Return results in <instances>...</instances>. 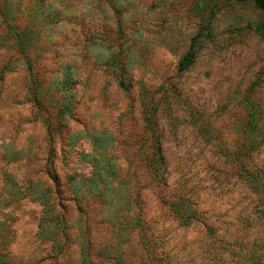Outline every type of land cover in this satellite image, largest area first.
Instances as JSON below:
<instances>
[{"label": "rangeland", "instance_id": "1", "mask_svg": "<svg viewBox=\"0 0 264 264\" xmlns=\"http://www.w3.org/2000/svg\"><path fill=\"white\" fill-rule=\"evenodd\" d=\"M263 34L252 2L0 0V264H264Z\"/></svg>", "mask_w": 264, "mask_h": 264}, {"label": "trees", "instance_id": "2", "mask_svg": "<svg viewBox=\"0 0 264 264\" xmlns=\"http://www.w3.org/2000/svg\"><path fill=\"white\" fill-rule=\"evenodd\" d=\"M237 2H252L263 14H264V0H235ZM262 39L264 40V34L262 35ZM195 56V52L192 48L189 49V51L186 53L184 58L181 60L180 65H179V70L183 71L187 69L189 66H191L193 59ZM158 144L153 143L151 149H153V155L152 158L149 161V171L150 174L153 178V180L157 183L159 187L164 188V183H165V177H164V172H163V161L162 158L159 154H157L158 150ZM165 189V188H164ZM180 197L177 198V202H179ZM177 202H174L176 205L178 204ZM172 209L174 210L175 214H177V209H175L176 206L171 205ZM178 221L181 224H185L187 222V217L183 216H178Z\"/></svg>", "mask_w": 264, "mask_h": 264}]
</instances>
